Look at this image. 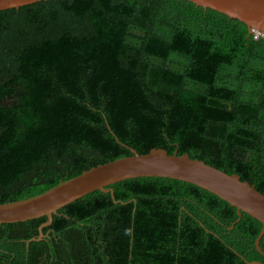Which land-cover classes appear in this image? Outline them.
<instances>
[{"label":"trees","instance_id":"trees-1","mask_svg":"<svg viewBox=\"0 0 264 264\" xmlns=\"http://www.w3.org/2000/svg\"><path fill=\"white\" fill-rule=\"evenodd\" d=\"M163 149L264 195V38L185 0L0 10V203ZM0 224V264H264L263 224L192 183L139 177Z\"/></svg>","mask_w":264,"mask_h":264},{"label":"water","instance_id":"water-1","mask_svg":"<svg viewBox=\"0 0 264 264\" xmlns=\"http://www.w3.org/2000/svg\"><path fill=\"white\" fill-rule=\"evenodd\" d=\"M43 0H0V10L18 8ZM204 9L222 13L233 20L246 24L252 33L264 38V0H185ZM132 155L99 165L83 172L78 177L65 181L49 191L15 202L0 203V224H11L47 216L42 228L51 224L53 214L61 208L81 199L96 190L112 193L111 184L139 177H165L192 183L219 196L242 213L259 220L263 229L256 241L259 251L264 236V195L250 183L237 175L191 159L188 155H170L163 149H153L148 154H139L131 149ZM249 264H262L251 262Z\"/></svg>","mask_w":264,"mask_h":264},{"label":"clouds","instance_id":"clouds-1","mask_svg":"<svg viewBox=\"0 0 264 264\" xmlns=\"http://www.w3.org/2000/svg\"><path fill=\"white\" fill-rule=\"evenodd\" d=\"M257 34V33H256ZM259 36V35H258ZM262 37V36H261ZM169 154V153H168ZM115 184V183H114ZM242 218V217H241Z\"/></svg>","mask_w":264,"mask_h":264}]
</instances>
